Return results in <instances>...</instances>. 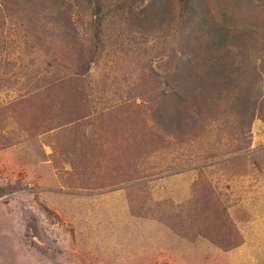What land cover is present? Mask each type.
<instances>
[{
  "label": "rangeland",
  "instance_id": "374dc122",
  "mask_svg": "<svg viewBox=\"0 0 264 264\" xmlns=\"http://www.w3.org/2000/svg\"><path fill=\"white\" fill-rule=\"evenodd\" d=\"M240 1L257 97L225 98L179 140L148 100L178 50L177 2L141 29L153 0L102 1L100 24L97 1L24 21L0 0V264H264V4ZM65 78L84 84L74 122L51 107Z\"/></svg>",
  "mask_w": 264,
  "mask_h": 264
},
{
  "label": "trees",
  "instance_id": "16d2710c",
  "mask_svg": "<svg viewBox=\"0 0 264 264\" xmlns=\"http://www.w3.org/2000/svg\"><path fill=\"white\" fill-rule=\"evenodd\" d=\"M91 1H97L96 24H100L102 1L105 0ZM258 1L264 4V0ZM175 2L179 8L178 50L166 63L173 64L164 66L161 73H156L157 84L148 94V100L156 125L167 135L173 134L179 140H187L197 126L205 125L208 116L217 114L221 101L225 98L234 102L237 99L246 101L247 97H257V68L253 53L259 51L257 42H260V38L250 29H238L235 13L240 12V0H221V4L226 3L227 8L222 11L223 14L216 11V16L211 15L207 0H153V4L148 5L147 9L157 12L158 8L160 13H156L151 20L147 15L144 24L140 22L137 13L134 22L141 25V29L143 25L145 28L151 27L153 22L156 23L155 20L166 22L162 21V16L168 10L171 11L169 6H174ZM65 4V0H2V12L24 21L35 18L45 20L56 15ZM128 4L130 8L132 1ZM247 4L248 1L244 3L245 6ZM121 6L114 4L110 8L114 12L120 10ZM254 44L256 47L252 49ZM81 56L82 51L78 55V61L84 60L79 58ZM89 66L88 63L86 67H81L77 73L79 77ZM71 79L65 78L55 86L56 90L60 87L64 91L65 95L62 97L69 99L62 98L60 104L52 103L51 107L57 108L62 117L69 108L73 112L75 109L74 122L80 115L83 117V111L72 102V96L76 97L84 90V84L82 79Z\"/></svg>",
  "mask_w": 264,
  "mask_h": 264
}]
</instances>
